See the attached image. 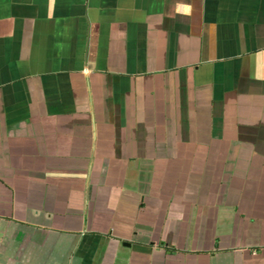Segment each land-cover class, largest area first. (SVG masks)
<instances>
[{
  "label": "crops",
  "instance_id": "obj_1",
  "mask_svg": "<svg viewBox=\"0 0 264 264\" xmlns=\"http://www.w3.org/2000/svg\"><path fill=\"white\" fill-rule=\"evenodd\" d=\"M0 264H264V0H0Z\"/></svg>",
  "mask_w": 264,
  "mask_h": 264
}]
</instances>
